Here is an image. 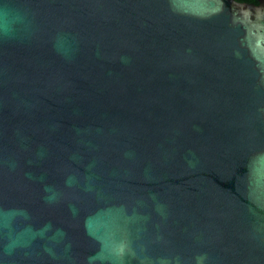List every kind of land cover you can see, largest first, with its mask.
<instances>
[{"label":"water","instance_id":"95a60500","mask_svg":"<svg viewBox=\"0 0 264 264\" xmlns=\"http://www.w3.org/2000/svg\"><path fill=\"white\" fill-rule=\"evenodd\" d=\"M0 264H264V0H0Z\"/></svg>","mask_w":264,"mask_h":264},{"label":"trees","instance_id":"16d2710c","mask_svg":"<svg viewBox=\"0 0 264 264\" xmlns=\"http://www.w3.org/2000/svg\"><path fill=\"white\" fill-rule=\"evenodd\" d=\"M237 1L257 3V0H237Z\"/></svg>","mask_w":264,"mask_h":264}]
</instances>
